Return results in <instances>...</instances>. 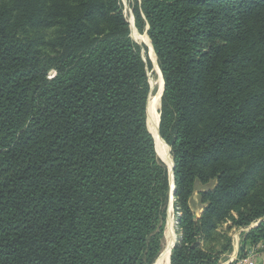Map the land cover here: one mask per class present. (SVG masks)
<instances>
[{
	"label": "trees",
	"instance_id": "obj_1",
	"mask_svg": "<svg viewBox=\"0 0 264 264\" xmlns=\"http://www.w3.org/2000/svg\"><path fill=\"white\" fill-rule=\"evenodd\" d=\"M134 11L164 80L171 264H222L236 230L264 249V0ZM149 68L122 0H0V264L155 263L173 185Z\"/></svg>",
	"mask_w": 264,
	"mask_h": 264
},
{
	"label": "rangeland",
	"instance_id": "obj_2",
	"mask_svg": "<svg viewBox=\"0 0 264 264\" xmlns=\"http://www.w3.org/2000/svg\"><path fill=\"white\" fill-rule=\"evenodd\" d=\"M122 2H123V5H124L125 16L127 18V21L130 23L131 36L137 43H139L142 46V53L144 54V57L146 58V55H147L148 59L151 61V68L148 69V73H147L148 81H149L150 86H151V90H150V93H149V96H148V101H147V125H148V121H149L148 128L150 127L152 132L150 131V129H149V131L151 132V134L153 133L152 135H154L153 138L155 137L154 138V142H155L156 136H155V131L154 130H155V126L156 125H157V128H158V124L160 125V118H161V108H162V106L160 107V104H161L160 90H161V83H162L161 76L163 78V74H162V71H161V68H160V65H159V62H158L157 55H156V58H157L156 61H157V64H158L159 67H157V65H155V61L152 58L150 45L147 44V43H144L141 40H139L134 34V32H135L140 39H143V40L147 39L146 38V34L147 33L140 31L138 29V27L136 26V16H135L134 7L140 5L141 0H122ZM154 52H155V50H154ZM155 54H156V52H155ZM160 71H161V73H160ZM55 73H56L55 71H51L50 72L51 77H53L55 75ZM155 98H156V100L154 101ZM148 104H149V116H148ZM159 107H160V109H159ZM148 118H149V120H148ZM159 130H160V126H159ZM158 133H159V131H158ZM160 137H162V135ZM164 141L166 142L165 139H164ZM166 143H165V145H166ZM167 145H166V147H167V150L169 151V154L172 157V164H173L174 159H173V156H172V153H171V146L168 143H167ZM155 148H156L157 156L160 159H162L167 164V168H168L169 175H170V180H171V178L173 177V174H171L170 162H169V159L167 158L166 151L161 146L156 147V143H155ZM161 156H163L167 160L168 163ZM171 185H172V181H171ZM197 200H195V202H197ZM197 211L199 213L200 212V208H197ZM170 215L172 216L173 221H174V229H173L174 231H173V240H172V243H173V241H174V239L176 237V234L179 237V233H178V227H177V224H176V221L178 219V214H177V210H175V207H174V200H173V203H172V195H171V198H170V201H169L168 217H167V222H166V226H165L166 228H165V232H164L165 233L164 247H165V244L167 243V237H168L167 231H168ZM239 231L240 230H236V231L232 232V234H233L232 236H233V238L235 240V246L236 247H237V243L240 244V240H241V233ZM239 247H240V245L238 246V248ZM156 264H159V261Z\"/></svg>",
	"mask_w": 264,
	"mask_h": 264
},
{
	"label": "bare ground",
	"instance_id": "obj_3",
	"mask_svg": "<svg viewBox=\"0 0 264 264\" xmlns=\"http://www.w3.org/2000/svg\"><path fill=\"white\" fill-rule=\"evenodd\" d=\"M146 40L150 44L149 39L147 38ZM157 67H158V65H157ZM161 81H162V77H161ZM160 95H161V90H160ZM155 100H156V98L154 99V101ZM154 131H155V136H156V145H157V147L158 146H161V147H163V149H165L167 158L169 159V162H170V170H171V174H172V157L169 154V151L167 150V147H166L165 143L163 142L162 137H160L161 135L158 133L159 129L157 128V125L155 126V130ZM172 180H173V177H172ZM173 229H174V221H173L172 216L170 215V217H169L168 231H167V235H168V237H167V243L165 244V251L163 252V254H162V256H161V258L159 260V264H170V250H171L172 244L175 241V239H174V241L172 243V240H173V231H174Z\"/></svg>",
	"mask_w": 264,
	"mask_h": 264
},
{
	"label": "built area",
	"instance_id": "obj_4",
	"mask_svg": "<svg viewBox=\"0 0 264 264\" xmlns=\"http://www.w3.org/2000/svg\"><path fill=\"white\" fill-rule=\"evenodd\" d=\"M262 248L263 245L259 244L246 248L245 253L243 255H240L238 252H235L223 264H256L258 252H264V249Z\"/></svg>",
	"mask_w": 264,
	"mask_h": 264
},
{
	"label": "water",
	"instance_id": "obj_5",
	"mask_svg": "<svg viewBox=\"0 0 264 264\" xmlns=\"http://www.w3.org/2000/svg\"><path fill=\"white\" fill-rule=\"evenodd\" d=\"M151 44H152V42H151ZM153 47V46H152ZM153 49H154V47H153ZM162 75V74H161ZM163 90H164V80H163V89H162V93H163ZM162 93H161V99H162ZM160 107H161V104H160ZM160 107H159V109H160ZM158 129H159V124H158ZM159 134H160V130H159ZM161 135V134H160ZM174 169H175V163L173 162V164H172V174H173V180H172V178H171V181H172V192H171V195H172V203H173V200H174V195H175V191H176V186H175V178H174ZM176 224L178 225V219H177V221H176ZM258 224V223H257ZM257 224H255V225H257ZM255 225H253V226H255ZM178 236H177V234H176V238H175V241H174V243L172 244V246H171V250H170V264H171V253H172V249H173V247L175 246V244L177 243V241H178ZM165 251V247H164V249L162 250V252H161V254L159 255V257H158V259L156 260V262L154 263V264H156L158 261H159V259H160V257L162 256V254H163V252Z\"/></svg>",
	"mask_w": 264,
	"mask_h": 264
},
{
	"label": "crops",
	"instance_id": "obj_6",
	"mask_svg": "<svg viewBox=\"0 0 264 264\" xmlns=\"http://www.w3.org/2000/svg\"><path fill=\"white\" fill-rule=\"evenodd\" d=\"M241 231H242V230H240L239 232L241 233ZM239 245H240V244L237 243V247H236V246L234 247L233 252H232L231 254L227 255V257H226L225 260L222 262V264H223L224 262H226V261L231 257L232 254H234L235 252H238V251H239V248H238ZM256 264H264V252H258V255H257V258H256Z\"/></svg>",
	"mask_w": 264,
	"mask_h": 264
}]
</instances>
